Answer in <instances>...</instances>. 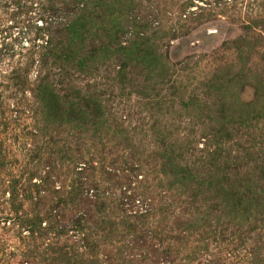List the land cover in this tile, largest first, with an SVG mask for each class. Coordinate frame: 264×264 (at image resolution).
I'll list each match as a JSON object with an SVG mask.
<instances>
[{
    "label": "rangeland",
    "instance_id": "1",
    "mask_svg": "<svg viewBox=\"0 0 264 264\" xmlns=\"http://www.w3.org/2000/svg\"><path fill=\"white\" fill-rule=\"evenodd\" d=\"M0 264H264V0H0Z\"/></svg>",
    "mask_w": 264,
    "mask_h": 264
}]
</instances>
